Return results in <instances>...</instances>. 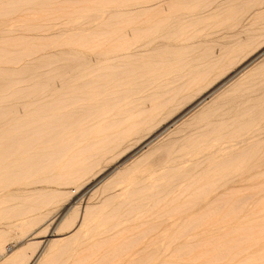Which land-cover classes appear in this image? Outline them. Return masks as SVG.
<instances>
[{"label": "rangeland", "instance_id": "obj_1", "mask_svg": "<svg viewBox=\"0 0 264 264\" xmlns=\"http://www.w3.org/2000/svg\"><path fill=\"white\" fill-rule=\"evenodd\" d=\"M13 1L0 0V12L6 2ZM29 1H23L25 6L23 10H16L18 13L14 10L0 13V51L19 42L32 45L26 56L15 62V66L0 63V86L3 83L0 87V108L11 111L7 122L14 123L11 127L19 125L15 127L17 132L29 134L41 130L42 133L33 144L36 156L26 164L30 166L27 177H24L26 179L23 178L17 186L0 190V247L15 250L18 242L17 247L23 250L17 261L8 264H29L48 240H54L52 244L58 246V254L51 255L50 259L47 251L40 255L38 264L47 258L50 260L45 264H76L79 259L83 260V264H235L242 259L238 264H264V161H261L264 160V0H189V3L187 0H39L38 4L31 5ZM147 5L151 6L148 8ZM98 9L103 15L98 14ZM103 10L107 13L104 14ZM47 14L54 17L43 18ZM67 14L74 16L70 18ZM121 21L127 23L123 24L125 29L122 33L117 34L116 24L120 22L119 27L122 26ZM48 42L52 43L51 47L43 49V44ZM64 50L67 55L62 53ZM69 57L87 61L88 64L72 61ZM58 58H62L61 61ZM63 59L64 63L72 65L64 64ZM43 61H46L45 64ZM80 65L86 69H81ZM13 68L19 69L16 81L11 80L9 73ZM158 72L160 78H157ZM171 72L173 75L170 76ZM41 73L45 75L38 76ZM24 75L25 78L22 77ZM13 88L24 90L19 96L21 98L10 100ZM31 89L36 92L32 94L29 92ZM66 102L69 103L64 105ZM70 103L74 105L72 109ZM45 104H56V107L48 111L41 108ZM34 114L45 120L37 124V128L30 129V125L25 123ZM47 123L55 129L50 128L56 141H47ZM9 124L5 126L10 128ZM71 134L74 136H69ZM217 149L226 153L223 151L220 154ZM42 150L48 151V154H42ZM233 152L237 155L234 156ZM216 153L225 157L221 159L219 155L211 159ZM76 156L82 161H72ZM158 159L161 163L157 164ZM227 159H231L230 163ZM212 161H216V165ZM221 161L223 163H219ZM194 162L196 165L200 163L196 167ZM174 174L178 177H173ZM202 175L204 178H201ZM157 182L163 185H156ZM52 219L53 224L47 227ZM201 234L206 235L205 239ZM152 245L158 248L155 249L157 254ZM211 255H222L223 259L210 261Z\"/></svg>", "mask_w": 264, "mask_h": 264}, {"label": "bare ground", "instance_id": "obj_2", "mask_svg": "<svg viewBox=\"0 0 264 264\" xmlns=\"http://www.w3.org/2000/svg\"><path fill=\"white\" fill-rule=\"evenodd\" d=\"M6 1V0H5ZM9 1H11V0H9ZM13 1V0H12ZM23 1L24 0H15V1H13V2H6L4 5H3V7H1L2 8V11L1 12H7V13H9V12H11V11H16V10H18V9H20V8H22V7H24L23 6ZM54 1V0H53ZM72 1V0H71ZM181 1V0H180ZM186 1V0H185ZM184 1V2H185ZM191 1H193V0H191ZM30 3H28V4H30L31 5V3H37L38 4V2H40L39 0H30L29 1ZM43 2H45V1H43ZM49 3H51L52 2V0H51V2L50 1H48ZM55 2V1H54ZM57 2V1H56ZM122 2V1H121ZM130 2V1H129ZM138 2V1H137ZM177 2V1H176ZM183 2V1H182ZM187 3H189L190 1L189 0H187L186 1ZM2 3V2H1ZM75 3V2H74ZM73 3V4H74ZM109 3V2H108ZM124 3V2H123ZM144 3V2H143ZM150 3V2H149ZM42 4V2L39 4V5H41ZM107 4V3H106ZM140 4H142L141 2H140ZM145 4V3H144ZM173 4V3H172ZM178 4V3H177ZM44 5V4H43ZM42 5V6H43ZM52 5V4H51ZM179 5V4H178ZM47 6H49V5H47ZM151 6V5H150ZM149 6V7H150ZM28 7V6H27ZM34 7V6H33ZM36 8H38L37 6H35ZM75 7H78V6H75ZM147 7H148V5H147ZM148 7V8H149ZM29 8V7H28ZM28 8H27V10H28ZM54 8V7H53ZM138 8V7H137ZM57 9V8H56ZM63 9V8H62ZM115 9H117V8H115ZM140 9V8H139ZM176 9V8H175ZM21 10V9H20ZM22 10H23V8H22ZM39 10V9H38ZM96 10V9H95ZM99 10V9H98ZM110 10V9H109ZM113 10H114V8H113ZM135 10V9H134ZM138 10V9H137ZM141 10V9H140ZM147 10V9H146ZM156 10V9H155ZM40 11H41V9H40ZM125 11V10H124ZM149 10H147V12H148ZM232 11H233V9H232ZM230 12V13H232L233 14V12ZM0 12V13H1ZM61 12V11H60ZM64 12V11H63ZM91 12V11H90ZM99 13L98 14H102V13H100V10L98 11ZM140 12V11H139ZM142 12V11H141ZM174 12V11H173ZM228 12V13H229ZM16 13H18V11H16ZM19 13H20V11H19ZM31 13V12H30ZM41 13V12H40ZM48 13V12H47ZM87 13H89V12H87ZM97 13V12H96ZM103 13H104V10H103ZM105 13H107V12H105ZM104 13V14H105ZM109 13V12H108ZM131 13V12H130ZM229 13V14H230ZM4 14V13H3ZM86 14V13H85ZM84 14V15H85ZM97 14V15H98ZM110 14V13H109ZM133 14V13H132ZM135 14V13H134ZM143 14V13H142ZM141 14V15H142ZM146 14V13H145ZM25 15V14H24ZM31 15V14H30ZM59 15H61V14H59ZM87 16H88V14H86ZM86 15L84 16V17H86ZM89 15H90V13H89ZM103 15V14H102ZM102 15H100L101 17H103L104 18V16H102ZM121 15V14H120ZM138 15H140V14H138ZM137 15V16H138ZM147 15V14H146ZM27 16V15H26ZM62 16V15H61ZM72 16H74V15H71V14H67V17H70V18H73ZM82 18H83V15H80ZM80 16H78V17H80ZM118 16V15H117ZM8 17V16H7ZM6 17V18H7ZM30 17V16H29ZM36 17V16H35ZM51 17H54V15H44L43 16V18H51ZM56 17V16H55ZM77 17V18H78ZM100 17V18H101ZM114 17V16H113ZM116 17V16H115ZM114 17V18H115ZM119 17V16H118ZM133 17V16H132ZM58 18V17H57ZM76 18V19H77ZM82 18H80V19H82ZM88 18V17H87ZM94 18V17H93ZM92 18V19H93ZM97 18V17H96ZM98 18H99V16H98ZM123 17H121V19H122ZM4 19V18H3ZM27 19V18H26ZM25 19V20H26ZM38 19V18H37ZM108 19V18H107ZM113 19V18H112ZM126 19V18H125ZM70 19H67L66 21H69ZM91 20V19H90ZM128 20V19H127ZM158 20V19H157ZM32 21H34V20H32ZM73 21V20H72ZM85 21V20H84ZM87 21H89V20H87ZM104 21V20H103ZM102 21V22H103ZM29 22V21H28ZM74 22V21H73ZM76 22V21H75ZM106 22V21H105ZM122 22V21H121ZM50 23H52V22H50ZM58 23V22H57ZM125 23H127V21H123L122 22V26H120L119 27V24H120V22H118L116 25H117V34H121L122 32V29H125V28H123L124 26H123V24L125 25ZM35 24V23H34ZM75 24V23H74ZM73 24V25H74ZM17 25V24H16ZM38 23H37V27H38ZM47 25V24H46ZM101 25H103V24H101ZM1 26H2V24H1ZM0 26V27H1ZM10 26V25H9ZM13 26V25H12ZM33 26V25H32ZM51 26V25H50ZM114 26V25H113ZM141 26V25H140ZM179 26V25H178ZM28 27V26H27ZM44 27V26H43ZM77 27V26H76ZM91 27V26H90ZM129 27H130V25H129ZM132 27V26H131ZM2 28V27H1ZM49 28V27H48ZM62 28V27H61ZM73 28V27H72ZM93 28V27H92ZM127 28V27H126ZM159 28V27H158ZM11 29V28H10ZM69 29V28H68ZM70 29H71V27H70ZM3 30V29H2ZM46 30V29H45ZM44 30V31H45ZM60 30V29H59ZM62 30V29H61ZM60 30V31H61ZM66 30V29H65ZM105 29H103V32H105L104 31ZM139 30V29H138ZM15 31V30H14ZM72 31V30H71ZM70 31V32H71ZM1 32V31H0ZM4 32V31H3ZM2 32V33H3ZM9 32V31H8ZM158 32V31H157ZM24 33V32H23ZM34 33V32H33ZM33 33H32V36H33ZM67 33V32H66ZM80 33V32H79ZM11 34V33H10ZM13 34V33H12ZM26 34H28L27 32H26ZM25 34V35H26ZM35 34V33H34ZM36 34H37V32H36ZM54 34V33H53ZM70 34V33H69ZM115 34V33H114ZM4 35V34H3ZM7 35V34H6ZM42 35V34H41ZM43 35H45V34H43ZM46 35H48V34H46ZM104 35V34H103ZM35 36V35H34ZM37 36H38V34H37ZM40 36V35H39ZM8 37V36H7ZM77 37H79V36H77ZM77 37H76V39H77ZM82 37V36H81ZM5 38V37H4ZM87 38V37H86ZM116 38V37H115ZM83 40V39H82ZM113 40V39H112ZM109 41V40H108ZM60 42V41H59ZM67 42H68V40H67ZM87 42V41H86ZM1 43V42H0ZM51 42H48V43H46V44H43L44 46V48L43 49H45L46 47H48L49 45V47H51ZM55 44V43H54ZM70 44V43H69ZM80 45H82V44H80ZM99 45V44H98ZM88 46V45H87ZM116 46V45H115ZM127 46V45H126ZM31 47H32V45H30L29 44V42H19V43H16V44H13V45H11V46H9V47H6L4 50H1L0 51V63H2V62H4V63H11V64H13V66H15L16 64H15V62L16 61H18V60H20L21 58H23L24 56H26V54L28 53V50H30L31 49ZM39 47H41V46H39ZM105 47V46H104ZM73 48V47H72ZM75 48V47H74ZM84 48V47H83ZM88 48V47H87ZM100 48V47H99ZM65 49V48H64ZM71 49V48H70ZM101 49V48H100ZM51 50V49H50ZM78 50V49H77ZM98 50V49H97ZM172 50V49H171ZM61 51V50H60ZM68 51V50H67ZM85 51V50H84ZM91 51V50H90ZM89 51V52H90ZM105 51H106V48H105ZM105 51H103V52H105ZM175 51V50H174ZM193 51V50H192ZM51 52V51H50ZM65 52V53H64ZM78 52V51H77ZM93 52V51H92ZM110 52V51H109ZM118 52V51H117ZM163 52H164V50H163ZM166 52V51H165ZM180 52V51H179ZM46 53V52H45ZM63 54H66V51L64 50L63 52H62ZM70 53V52H69ZM74 53L76 54V51H74ZM79 53V52H78ZM77 53V54H78ZM85 53H87V52H85ZM106 53V52H105ZM120 53V52H119ZM157 53V52H156ZM181 53V52H180ZM48 54V53H47ZM60 55H61V53H59ZM74 54V55H75ZM87 54H89V53H87ZM92 54V53H91ZM118 54V53H117ZM155 54V53H154ZM153 54V55H154ZM40 55V54H39ZM43 55V54H42ZM46 55V54H45ZM51 55H52V53H51ZM59 55V56H60ZM67 55V54H66ZM70 54H68V56H69ZM78 55H80V54H78ZM104 55V54H103ZM156 55V54H155ZM176 55V54H175ZM181 55V54H180ZM179 55V56H180ZM10 56H12V57H10ZM32 56V55H31ZM34 56V55H33ZM32 56V57H33ZM44 56V55H43ZM62 56V55H61ZM173 56V55H172ZM31 57V58H32ZM40 57V56H39ZM46 57V56H45ZM49 57V56H48ZM67 57V56H66ZM70 57H71V55H70ZM69 57V58H70ZM80 57H81V55H80ZM86 57V56H85ZM79 58V57H78ZM101 58V57H100ZM154 58V57H153ZM167 58V57H166ZM182 58H183V54H182ZM41 59H42V57H41ZM46 59V58H45ZM59 59V58H58ZM60 59H62V58H60ZM59 59V61H61ZM71 59V58H70ZM69 59V60H70ZM74 60H75V58H73ZM73 59H71L72 61H73ZM82 59H83V56H82ZM87 59V58H86ZM103 59V58H102ZM149 59V58H148ZM32 60H34V58L32 59ZM42 60H44V59H42ZM57 60V59H56ZM68 60V61H69ZM77 61H81V60H79V59H76ZM75 60V61H76ZM24 61V60H23ZM35 61V60H34ZM48 61V60H47ZM58 61V60H57ZM64 61H65V59H63V63H64ZM72 61H70V62H72ZM74 61V62H75ZM153 61V60H152ZM155 61V60H154ZM25 62H27V60L25 61ZM30 63L32 62L31 60L29 61ZM36 62V61H35ZM44 62H46V61H43V63ZM81 62H86L87 63V61H81ZM101 62H103V61H101ZM73 63V62H72ZM83 63V64H84ZM85 63V64H86ZM183 63V62H182ZM15 64V65H14ZM22 64V63H21ZM21 64H19V65H21ZM27 64H29V63H27ZM33 64V63H32ZM45 64V63H44ZM49 64H51V63H49ZM53 64V63H52ZM64 64H71V63H64ZM74 64H76L77 65V63L75 62ZM88 64V63H87ZM135 64V63H134ZM159 64V63H158ZM166 64V63H165ZM180 64V63H179ZM47 65V64H46ZM56 65V64H55ZM72 65V64H71ZM21 66H23V65H21ZM31 66V65H30ZM34 66V65H33ZM38 67H39V65H37ZM44 66V65H43ZM64 66V65H63ZM66 66V65H65ZM114 66V65H113ZM139 66V65H138ZM140 66H142V65H140ZM144 66V65H143ZM168 66V65H167ZM177 66V65H176ZM9 67H11V66H9ZM32 67V66H31ZM49 67H51V66H49ZM54 67V66H53ZM61 67V66H60ZM71 67V66H70ZM74 67V66H73ZM77 67V66H76ZM75 67V68H76ZM80 67H81V69H82V67H84V65L83 66H81L80 65ZM100 67V66H99ZM171 67H172V65H171ZM175 67V65H173V68ZM185 67V66H184ZM4 68V67H3ZM24 68H25V65H24ZM28 68H29V66H28ZM27 68V69H28ZM32 68H34V67H32ZM35 68H37V67H35ZM40 68V67H39ZM39 68H37V69H39ZM65 68V67H64ZM68 68V67H67ZM72 68V67H71ZM14 69V68H13ZM37 69H35V70H37ZM53 69H55V68H53ZM61 68H59L58 70H60ZM70 69V68H69ZM73 69V68H72ZM84 69H86V67H84ZM118 69V68H117ZM128 69L130 70V68L128 67ZM166 69V68H165ZM170 69V68H169ZM18 70L19 69H17V70H10L9 71V73H10V76H11V80L12 81H16L17 80V78H16V76L18 75ZM23 71L22 72H24V69H22ZM30 70V69H29ZM28 70V71H29ZM35 70H33V71H35ZM57 70V69H56ZM68 70V69H67ZM75 70V69H74ZM73 70V71H74ZM90 70V69H89ZM94 70V69H93ZM110 70V69H109ZM115 70V69H114ZM119 70V69H118ZM161 70H164V69H160V71ZM185 70V69H184ZM195 70V69H194ZM260 70V69H259ZM21 71V70H20ZM27 71V70H26ZM50 71V70H49ZM48 71V72H49ZM52 71V70H51ZM70 71V70H69ZM72 71V70H71ZM72 71V72H73ZM84 71V70H83ZM86 71V70H85ZM131 71V70H130ZM132 71H133V69H132ZM2 72H5V71H2ZM8 72V71H7ZM30 72H32L31 70H30ZM29 72V73H30ZM36 72V71H35ZM52 72H56V71H52ZM64 72V71H63ZM68 72V71H67ZM79 72V71H78ZM103 72V71H102ZM118 72H120V71H118ZM129 72V71H128ZM167 72H168V70H167ZM183 72V71H182ZM185 72V71H184ZM202 72V71H201ZM29 73H28V76H29ZM37 73H38V71H37ZM66 73V72H65ZM93 73H94V71H93ZM96 73V72H95ZM101 73V72H100ZM99 73V74H100ZM136 73H137V71H136ZM144 73V72H143ZM160 72H158V77L157 78H160L159 76H160V74H159ZM162 73H163V71H162ZM172 73V74H171ZM170 73V76L171 75H173V72H171ZM180 73H181V70H180ZM195 73H197V72H195ZM43 73H41L40 75H38V76H41ZM47 74V73H46ZM55 74V73H54ZM64 74V73H63ZM87 73H85V75H86ZM114 74V73H113ZM145 74V73H144ZM167 74V73H166ZM6 75V74H5ZM31 75V74H30ZM43 75H45V74H43ZM42 75V76H43ZM148 75H150V74H148ZM179 75V74H178ZM178 75H176V77L178 76ZM27 76V77H28ZM41 76V77H42ZM62 76V75H61ZM71 76V75H70ZM79 76H80V73H79ZM91 76V75H90ZM96 76V75H95ZM113 76V75H112ZM119 76H121V75H119ZM188 76H189V74H188ZM193 76V75H192ZM20 77V76H19ZM22 77H24L25 78V75L24 76H22ZM53 77V76H52ZM56 77V76H55ZM68 77V76H67ZM74 77V76H73ZM78 77V76H77ZM114 77H116L115 75H114ZM122 77V76H121ZM144 77V76H143ZM142 77V78H143ZM175 77V76H174ZM173 77V78H174ZM190 77V76H189ZM196 77V76H195ZM255 77V76H254ZM7 78H9V77H7ZM21 78V77H20ZM20 78H18V79H20ZM35 78V77H34ZM39 78V77H38ZM63 78V77H62ZM76 78V77H75ZM79 78V77H78ZM78 78H76V79H78ZM84 78V77H83ZM108 78V77H107ZM106 78V79H107ZM141 78V77H140ZM141 78V79H142ZM150 78V77H149ZM152 78H155V77H152ZM184 78H185V76H184ZM10 79V78H9ZM28 78H26V80H27ZM37 79V78H36ZM98 79V78H97ZM112 79V78H111ZM129 79V78H128ZM134 79V78H133ZM139 79V78H138ZM162 79H164V78H162ZM7 80V79H6ZM31 80V79H30ZM44 80V79H43ZM48 80H49V78H48ZM64 80V79H63ZM73 80V79H72ZM94 80V79H93ZM99 80V79H98ZM100 80H102V79H100ZM114 80H116L115 78H114ZM137 80V79H136ZM135 80V81H136ZM144 80V79H143ZM3 82L5 81V80H2ZM33 81L34 80H32V84H33ZM52 81V80H51ZM61 81H62V79H61ZM79 81V80H78ZM78 81H76V82H78ZM118 81V80H117ZM159 80H157L156 82H158ZM190 81V80H189ZM19 82V81H18ZM17 82V83H18ZM28 82V81H27ZM36 82V81H35ZM48 82V81H47ZM56 82H57V80H56ZM86 82V81H85ZM97 82V81H96ZM104 82V81H103ZM133 82V81H132ZM155 82V81H154ZM162 82V81H161ZM5 83V82H4ZM68 83V82H67ZM88 83V82H87ZM112 83V82H111ZM110 83V84H111ZM121 83V82H120ZM131 83V82H130ZM140 83V82H139ZM188 83V82H187ZM1 84V83H0ZM21 84V83H20ZM37 84V83H36ZM52 84V83H51ZM68 84H71V82L70 83H68ZM76 84V83H75ZM91 84V85H90ZM89 85L90 86H92V83H90ZM96 84V83H95ZM106 84V83H105ZM127 84L129 85V83L127 82ZM167 84V83H166ZM2 85H3V83H2ZM2 85L0 86L1 88H2ZM5 85H9V84H5ZM12 85V84H11ZM15 85V84H14ZM43 85V84H42ZM49 85V84H48ZM102 85V84H101ZM107 85V84H106ZM143 85V84H142ZM184 85V83L182 84V86ZM185 85H186V83H185ZM239 85V84H238ZM15 86H17V85H15ZM14 86V87H15ZM34 86V85H33ZM75 86V85H74ZM89 86V87H90ZM109 86V85H108ZM114 86V85H113ZM147 86V85H146ZM166 86V85H165ZM181 86V87H182ZM240 86V85H239ZM238 86V87H239ZM80 87V86H79ZM84 87H85V85H84ZM86 87H87V84H86ZM85 87V88H86ZM124 87H126V86H124ZM128 87V86H127ZM141 87V86H140ZM149 87V86H148ZM180 87V88H181ZM242 87V86H241ZM3 88H4V86H3ZM12 88V87H11ZM30 88V87H29ZM28 88V89H29ZM41 88V87H40ZM39 88V89H40ZM48 88V87H47ZM68 88H69V85H68ZM71 88V87H70ZM82 88V87H81ZM84 88V89H85ZM116 88H117V86H116ZM179 88V89H180ZM97 89V88H96ZM174 89V88H173ZM172 89V90H173ZM178 89V88H177ZM3 90V89H2ZM81 90V89H80ZM83 90V89H82ZM89 90H90V88H89ZM252 90V89H251ZM5 91V90H4ZM22 91H24V90H22V89H12L11 90V92H12V95H11V97H10V100L12 99V100H14V99H19V98H21V97H19L20 96V94L22 93ZM26 91V90H25ZM41 91V90H40ZM50 91H51V88H50ZM50 91H49V93H50ZM64 92H65V90H63ZM70 91V90H69ZM68 91V92H69ZM87 91V90H86ZM91 91H93V89L91 90ZM109 91V90H108ZM114 91V90H113ZM122 91V90H121ZM239 91V90H238ZM1 92V91H0ZM28 92V91H27ZM29 92H31L32 94L33 93H35L36 92V90L34 89V90H29ZM28 92V93H29ZM44 92V91H43ZM78 92V91H77ZM119 92V91H118ZM123 92V91H122ZM121 92V93H122ZM164 92V91H163ZM177 92V91H176ZM235 92H237V91H235ZM240 92V91H239ZM238 92V93H239ZM2 93V92H1ZM38 94H39V92H37ZM47 93V92H46ZM61 93V92H60ZM70 93H72V92H70ZM116 93V92H115ZM124 93V92H123ZM127 93V92H126ZM171 93H173V92H171ZM242 93V92H241ZM249 93V92H248ZM75 94V93H74ZM86 94V93H85ZM92 94V93H91ZM230 94H232V93H230ZM236 94V93H235ZM245 94V93H244ZM5 95V94H4ZM37 95V94H36ZM57 95V94H56ZM67 95H69V93L67 94ZM76 95V94H75ZM120 95H123V94H120ZM233 95V94H232ZM239 95V94H238ZM240 95H242V94H240ZM239 95V96H240ZM1 96V95H0ZM26 96V95H25ZM34 96V95H33ZM32 96V97H33ZM58 96V95H57ZM61 96V95H60ZM74 96V95H73ZM81 96V95H80ZM93 96V95H92ZM106 96V95H105ZM117 97H118V95H116ZM123 96H125V95H123ZM128 96V95H127ZM159 96V95H158ZM229 96V95H228ZM238 96V97H239ZM59 97V96H58ZM62 97V96H61ZM79 97V96H78ZM81 97H84V96H81ZM152 97V96H151ZM231 97V96H230ZM233 97V96H232ZM244 97V96H243ZM66 98V97H65ZM85 98H87V97H85ZM121 98V97H120ZM126 98V97H125ZM149 98V97H148ZM163 98H164V96H163ZM234 98V97H233ZM249 98V97H248ZM29 99H31V98H29ZM114 99V98H113ZM123 99V98H122ZM159 99H161V98H159ZM228 99V98H227ZM236 99L238 100V98L236 97ZM240 99H241V97H240ZM4 100V99H3ZM66 100V99H65ZM69 100V99H68ZM75 100H77V99H75ZM91 100V99H90ZM109 100V99H108ZM117 100V99H116ZM158 100V99H157ZM235 101V99H231V101ZM105 101V100H104ZM111 100H109V102H110ZM136 101V100H135ZM159 101V100H158ZM44 102V101H43ZM52 102V101H51ZM71 102H73V101H71ZM76 102H78V100L76 101ZM103 102V101H102ZM108 102V101H107ZM164 102V101H163ZM166 102V101H165ZM249 102V101H248ZM67 103H69V102H66V103H64V105L65 104H67ZM75 103V102H74ZM105 103V102H104ZM114 103V102H113ZM235 103V102H234ZM3 104V103H2ZM58 104V103H57ZM1 105V104H0ZM63 105V106H64ZM70 105H71V109H72V106H74V105H72L71 103H70ZM77 105V104H76ZM92 105V104H91ZM95 105H96V103H95ZM106 105V104H105ZM110 105H111V103H110ZM122 105V104H121ZM67 106V105H66ZM80 106V105H79ZM86 106V105H85ZM89 106V105H88ZM127 106V105H126ZM125 106V107H126ZM255 106V105H254ZM7 107V106H6ZM30 107V106H29ZM55 108L56 107V104H54V105H51V104H45V105H43L41 108H43V109H46L47 108V110L48 111H50L49 109H51V108ZM61 107V106H60ZM249 107V106H248ZM252 107H253V105H252ZM258 107V106H257ZM8 108V107H7ZM13 108V107H12ZM11 108V109H12ZM53 108V109H54ZM59 108V107H58ZM64 108H65V106H64ZM69 108V107H68ZM67 108V109H68ZM157 108V107H156ZM247 108V107H246ZM250 108V107H249ZM254 108V107H253ZM89 109V108H88ZM234 109V108H233ZM57 110V109H56ZM64 110H66V109H63V111ZM236 110V109H235ZM247 110H248V108H247ZM255 110V109H254ZM47 111V112H48ZM60 111V110H59ZM69 111H71V110H69ZM68 111V112H69ZM74 111H76V108L74 109ZM90 111V110H89ZM88 111V112H89ZM129 111V110H128ZM260 111V110H259ZM10 112L11 111H9L8 110V112L6 111V109L5 108H0V190H3V189H6L7 190V188H10L11 186H17L18 184H20L21 183V181L23 180V178L28 174V171H29V168H30V166H28V165H26V164H28V161H32V159L36 156V151H35V153L33 152V150L34 149H32L33 148V144L35 143V141L41 136V130H39L40 132H32V133H30L29 132V134H26V133H23V132H17L16 130V128L15 127H18V126H15V127H11V126H13L14 125V123H11V124H9V122H7L8 121V116L10 115ZM240 113H241V111H239ZM243 112V111H242ZM248 112V111H247ZM44 113V112H43ZM58 113V112H57ZM104 113V112H103ZM76 114H78V113H76ZM82 114V113H81ZM80 114V115H81ZM145 114V113H144ZM223 114V113H222ZM245 113H243V115H244ZM248 114V113H247ZM40 115V114H39ZM48 115V114H47ZM58 115V114H57ZM72 115V114H71ZM74 115H75V113H74ZM73 115V116H74ZM250 115V114H249ZM12 116V115H11ZM10 116V117H11ZM60 116V115H59ZM146 116V115H145ZM235 116V115H234ZM241 116V115H240ZM9 117V118H10ZM52 117V116H51ZM51 117H48L49 119L51 118ZM65 117V116H64ZM78 117V116H77ZM80 117V116H79ZM87 117V116H86ZM140 117V116H139ZM147 117V116H146ZM15 118V117H14ZM21 118V117H20ZM27 118V117H26ZM62 118V117H61ZM60 118V119H61ZM68 118H71L72 119V117H68ZM154 118V117H153ZM234 118V117H233ZM244 118V117H243ZM249 118V117H248ZM247 118V119H248ZM56 119V118H55ZM59 119V120H60ZM77 119V118H76ZM82 119H83V117H82ZM105 119H107V118H105ZM250 119V118H249ZM259 119V118H258ZM22 120H23V118H22ZM43 120H45L43 117H39V116H37V115H33L29 120H28V122H27V124L25 123V125H30V129H33L34 127H36L37 126V124H39L40 122H42ZM74 120H75V118H74ZM81 120V119H80ZM125 120H127V119H125ZM130 120V119H129ZM238 120V119H237ZM245 120V119H244ZM18 121H21V120H18ZM24 121L25 120H23V123H24ZM47 121V120H46ZM55 121V120H54ZM69 121H70V119H69ZM79 121V120H78ZM112 121H113V119H112ZM259 121V120H258ZM142 122H144V121H142ZM57 123H58V121H57ZM67 123H68V121H67ZM75 123H76V121H75ZM90 123H91V121H90ZM104 123H105V121H104ZM127 123H128V121H127ZM215 123V122H214ZM218 123H219V121H218ZM218 123H217V125H218ZM252 123H253V121H252ZM254 123H255V121H254ZM10 125V128H7L5 125ZM22 124V123H21ZM43 124V123H42ZM48 124V126L46 127V128H48V130H45V131H47V141H56V140H53L54 139V137L51 135V129L53 128H51V125L49 124V123H47ZM59 124V123H58ZM64 124H66V121H65V123ZM70 124V123H69ZM79 123H77V125H78ZM83 124H85V123H83ZM112 124V123H111ZM211 124V123H210ZM25 125H23V126H25ZM80 125V124H79ZM82 125V124H81ZM91 125V124H90ZM89 125V126H90ZM105 125V124H104ZM117 125V124H116ZM195 125V124H194ZM209 125V124H208ZM216 125V124H215ZM215 125H214V127H215ZM223 125H225V124H223ZM232 125V124H231ZM248 125V124H247ZM21 126V125H20ZM70 126V125H69ZM74 126V125H73ZM76 126V125H75ZM118 126V125H117ZM240 126V125H239ZM253 126H254V124H253ZM43 127V126H42ZM44 127H45V125H44ZM60 127H61V125H60ZM91 127V126H90ZM105 127V126H104ZM107 127V126H106ZM118 127H120V126H118ZM238 127V126H237ZM24 128V127H23ZM26 128V127H25ZM37 128V127H36ZM39 128V127H38ZM51 128V129H50ZM57 128V127H56ZM76 128V127H75ZM79 128H80V126H79ZM223 128V127H222ZM228 128V127H227ZM43 129V128H42ZM54 129V128H53ZM52 129V130H53ZM84 129V128H83ZM86 129V128H85ZM90 129V128H89ZM92 129V128H91ZM105 129H109V127L108 128H105ZM208 129H209V127H208ZM215 129H216V127H215ZM236 129V128H235ZM29 129H26V131H28ZM55 130V129H54ZM65 130V129H64ZM110 130H111V128H110ZM213 130V129H212ZM211 129H210V131H212ZM220 130V129H219ZM243 130V129H242ZM31 131V130H30ZM62 132H63V130H61ZM83 131V130H82ZM85 131V130H84ZM102 131V130H101ZM112 131V130H111ZM135 131V130H134ZM216 131V130H215ZM214 131V132H215ZM236 131V130H235ZM44 132V131H43ZM58 132V131H57ZM65 132H67V131H65ZM76 132V131H75ZM79 132V131H78ZM86 132V131H85ZM218 132V131H217ZM217 132H216V134H217ZM242 132V131H241ZM246 132V131H245ZM56 133V132H55ZM60 133V132H59ZM68 133V132H67ZM73 133V132H72ZM93 133V132H92ZM91 133V134H92ZM243 133V132H242ZM45 134V133H44ZM52 134H54V133H52ZM61 134V133H60ZM65 134V133H64ZM75 134V133H74ZM207 134V133H206ZM231 134V133H230ZM234 134V133H233ZM57 135H59L58 133H57ZM57 135H55V136H57ZM65 135H67V134H65ZM89 135V134H88ZM128 135V134H127ZM221 136H222V134H220ZM224 135V134H223ZM44 136V135H43ZM69 136H74V135H69ZM68 136V137H69ZM228 136L230 137V135L228 134ZM198 137H200V136H198ZM197 137V138H198ZM215 137V136H214ZM57 138H58V136H57ZM70 138V137H69ZM79 138V137H78ZM90 138H91V136H90ZM40 139V138H39ZM43 139V138H42ZM190 139V138H189ZM188 139V140H189ZM223 139H226V138H224L223 137ZM44 140V139H43ZM66 140V139H65ZM67 140H68V138H67ZM75 139H73V140H71L70 141V143H72V141H74ZM78 140L79 139H77L76 140V142L78 143ZM187 140V141H188ZM196 140V139H195ZM198 141L200 140L199 138L197 139ZM204 140V139H203ZM69 141V140H68ZM81 141V140H80ZM193 141V140H192ZM211 141V140H210ZM44 142V141H43ZM75 142V143H76ZM113 142V141H112ZM190 142V141H189ZM194 142V141H193ZM193 142H191V144L193 143ZM196 142V141H195ZM52 143V142H51ZM62 143H63V141H62ZM76 143V144H77ZM82 143V142H81ZM197 143V142H196ZM204 143V142H203ZM203 143H201L202 145H203ZM208 143H210V142H208ZM44 144H46V143H44ZM43 144V145H44ZM48 144H49V142H48ZM56 144V143H55ZM59 144V143H58ZM57 144V145H58ZM68 144V143H67ZM94 144V143H93ZM175 144V143H174ZM181 144H183V143H181ZM186 144V143H185ZM190 144V145H191ZM195 144V143H194ZM37 145H38V143H37ZM47 145V144H46ZM176 145V144H175ZM184 145V144H183ZM187 145V144H186ZM50 146V145H49ZM67 146V145H66ZM74 146V145H73ZM182 146V145H181ZM192 146H193V144H192ZM199 146H201V145H199ZM38 147V146H37ZM47 147V146H46ZM65 147V146H64ZM173 147H174V145L172 146V148L171 149H173ZM186 147V146H185ZM196 147V146H195ZM264 147V146H263ZM35 148V147H34ZM42 148H45V147H42ZM54 148V147H53ZM52 148V149H53ZM169 148V147H168ZM182 148V147H181ZM189 148H190V146H189ZM199 148V147H198ZM212 148V147H211ZM51 149V150H52ZM57 149H58V147H57ZM68 149V148H67ZM72 149V148H71ZM166 149H167V147H166ZM204 149V148H203ZM215 149V148H214ZM214 149H211V151H214ZM241 149H243V148H240V150ZM37 150V149H36ZM40 150V149H39ZM51 150H49V151H51ZM55 150V149H54ZM66 150V149H65ZM158 150V149H157ZM183 150H184V148H183ZM190 150V149H189ZM197 150H199V149H197ZM209 151H210V148L208 149ZM218 150V149H217ZM219 150H220V148H219ZM219 150L217 151L218 153H220L219 152ZM259 150V149H258ZM156 150H154L153 152H155ZM184 151H186V149L184 150ZM223 151H225V150H223ZM223 151H221V153H223ZM242 151H244V150H242ZM249 151V150H248ZM261 151V150H260ZM47 153L48 154V151H46V150H42V154L43 153ZM52 152V151H51ZM76 152V151H75ZM163 152V151H162ZM162 152H160L161 154H162ZM168 152V151H167ZM167 152H165V153H167ZM205 152H207L208 153V151H207V149H206V151ZM215 152V151H214ZM238 152H240V151H238ZM237 152V153H238ZM41 153H38V155L39 154H41ZM66 153V152H65ZM69 153V152H68ZM67 153V154H68ZM80 152L78 151V154H79ZM169 153V152H168ZM206 153V154H207ZM211 153V152H210ZM213 153V152H212ZM218 153H216V154H213L214 156L213 157H211L212 156V154H211V159L212 158H214V157H218L220 154H218ZM225 153H226V151H225ZM224 153V155H226ZM228 153V152H227ZM233 153H235V152H233ZM52 154H54V153H52ZM52 154H50L51 156H52ZM59 154V153H58ZM63 154V153H62ZM61 154V155H62ZM153 154V153H152ZM152 154H150V155H152ZM238 154H240V153H238ZM245 154V153H244ZM246 154H247V152H246ZM257 154V153H256ZM45 155V154H44ZM56 155V154H55ZM149 155V156H150ZM156 155H157V153H156ZM167 155V154H166ZM169 155V154H168ZM210 155V154H209ZM231 155V154H230ZM237 154L235 153V155L234 156H236ZM249 155V154H248ZM253 155V154H252ZM68 156V155H67ZM160 156V155H159ZM159 156H157L158 158H159ZM164 156V155H163ZM170 156V155H169ZM221 156V155H220ZM229 156V155H228ZM232 156V155H231ZM239 156V155H238ZM238 156H237V159H238ZM255 156V155H254ZM41 157V156H40ZM49 157V156H48ZM72 157V156H71ZM155 158H156V156H154ZM209 157V158H210ZM222 157H225V156H221L220 158L222 159ZM43 158V157H42ZM53 158V157H52ZM149 158V157H148ZM161 158V157H160ZM227 158H230V157H227ZM256 158H257V156H256ZM59 159V158H58ZM58 159H57V161H58ZM163 159H164V157H163ZM165 159H166V157H165ZM167 159H169V157L167 158ZM234 159V158H233ZM241 159V158H240ZM46 160H47V158H46ZM55 160V159H54ZM61 160V159H60ZM67 160V159H66ZM76 160H80L79 158H77V156L76 157H74V158H72V161H76ZM84 160V159H83ZM149 160H151V159H149ZM155 160V159H154ZM157 160V159H156ZM193 160H194V158H193ZM206 160H208V157L206 158ZM210 160V159H209ZM214 160V159H213ZM218 160H220V159H218ZM217 160V161H218ZM224 160V159H223ZM244 160H246V157H245V159ZM34 161V160H33ZM64 161V160H63ZM80 161H82V160H80ZM146 161H147V159H146ZM153 161V160H152ZM158 161H159V159H158ZM227 161L229 162V161H231V159L230 160H228L227 159ZM226 160H225V162H227ZM238 161H240V160H238ZM262 162L264 161V160H261ZM46 162V161H45ZM78 163H80L79 161H77ZM163 162V161H162ZM212 162H214L215 164L214 165H216V161H212ZM224 162V163H225ZM255 162V161H254ZM52 163V162H51ZM60 162H58V164H59ZM87 163V162H86ZM158 163H161L160 161L159 162H157V164ZM196 163H197V161H196ZM196 163L194 162V164L196 165ZM200 162H198V164H199ZM204 163H205V165H206V162H205V160H204ZM219 163H223L222 161L221 162H219ZM230 163V162H229ZM233 163V162H232ZM238 163V162H237ZM30 164V163H29ZM46 165H48L47 163H45ZM58 164L56 163L55 165H57L58 166ZM148 164V163H147ZM156 164V163H155ZM197 164V165H198ZM212 164V163H211ZM247 164V163H246ZM259 164V163H258ZM261 164V163H260ZM41 165V164H40ZM70 165V164H69ZM160 165H162V164H160ZM194 165V166H195ZM197 165H196V167H197ZM202 165V164H201ZM213 165V166H214ZM226 165H227V163H226ZM237 165V164H236ZM32 166V165H31ZM71 166V165H70ZM207 166H209L210 167V165H207ZM207 166H205V167H207ZM212 166V165H211ZM213 166H212V168H213ZM218 166H220V164L218 165ZM218 166H216V168L218 167ZM222 166V165H221ZM224 167H225V165H223ZM231 166V165H230ZM229 166V167H230ZM34 167V166H33ZM35 167L37 168V166L35 165ZM40 167V166H39ZM87 167V166H86ZM195 167V168H196ZM204 167V168H205ZM215 167V166H214ZM224 167H222V168H224ZM234 167H236V166H234ZM233 167V168H234ZM194 168V169H195ZM203 168V167H202ZM212 168H209V169H212ZM221 168V167H220ZM245 168V167H244ZM254 168V167H253ZM259 168H260V166H259ZM38 169V168H37ZM36 169V170H37ZM75 169V168H74ZM76 169H78V168H76ZM88 169V168H87ZM184 169V168H183ZM208 168H207V170H209ZM215 169V168H214ZM214 169H212V170H214ZM219 169V168H218ZM227 169V168H226ZM229 169V168H228ZM227 169V170H228ZM232 169V168H231ZM235 169V168H234ZM233 169V170H234ZM258 169V168H257ZM47 170V169H46ZM79 170V169H78ZM163 170V169H162ZM171 170H174V169H171ZM216 170V169H215ZM242 170H244V169H242ZM74 171V170H73ZM165 171V170H164ZM189 171V170H188ZM201 171H204V170H201ZM211 171V170H210ZM229 171V170H228ZM83 172V171H82ZM169 172V171H168ZM200 172V171H199ZM213 172V171H212ZM212 172H211V175H212ZM238 172V171H237ZM247 172V171H246ZM46 173V172H45ZM51 173V172H50ZM67 173V172H66ZM84 173V172H83ZM162 173V172H161ZM179 173H182L181 171L179 172ZM207 173H210V172H207ZM221 173V172H220ZM224 173V172H223ZM68 174V173H67ZM78 174V173H77ZM176 174V173H175ZM173 175V177H178L177 175ZM178 174V173H177ZM222 174V173H221ZM242 174V173H241ZM35 175V174H34ZM164 175V174H163ZM179 175V174H178ZM189 175V174H188ZM192 175V174H191ZM205 175H206V173H205ZM218 175V174H217ZM225 175V174H224ZM224 175H223V177H224ZM70 176H71V174H70ZM78 176V175H77ZM81 176V175H80ZM201 176V175H200ZM203 176V175H202ZM208 176V175H207ZM213 176H215V173H214V175ZM232 176V175H231ZM240 176V175H239ZM254 176V175H253ZM27 177V176H26ZM75 177V176H74ZM219 177V176H218ZM201 178H204V176L203 177H201ZM207 178V177H206ZM215 178V177H214ZM232 178V177H231ZM24 179H26V178H24ZM222 179V178H221ZM228 179V178H227ZM171 180V179H170ZM201 180V179H200ZM203 180V179H202ZM154 181V180H153ZM162 181V180H161ZM178 181V180H177ZM187 181V180H186ZM208 181V180H207ZM211 181V180H210ZM219 181V180H218ZM164 182V181H163ZM176 182V181H175ZM184 182V181H183ZM198 182V181H197ZM203 182V181H202ZM201 182V183H202ZM254 182V181H253ZM155 183V182H154ZM152 184V185H154L155 186V184ZM165 183V182H164ZM171 183V182H170ZM190 183V182H189ZM188 183V184H189ZM200 183V184H201ZM219 183V182H218ZM225 183V182H224ZM229 183V182H228ZM234 183V182H233ZM158 184H162L163 185V183H158L157 182V184L156 185H158ZM199 183H197L196 185H198ZM203 184H205V182H203ZM227 184V183H226ZM231 184V183H230ZM236 184V183H235ZM235 184H233V185H235ZM213 185V184H212ZM216 185V184H215ZM142 186V185H141ZM167 186V185H166ZM263 186V185H262ZM136 187H139V186H136ZM150 187V186H149ZM159 187V186H158ZM194 187H196V186H194ZM203 187H205V186H203ZM245 187V186H244ZM135 188V187H134ZM181 188V187H180ZM254 188V187H253ZM137 189V188H136ZM152 189H153V186H152ZM247 189V188H246ZM138 190V189H137ZM146 191H148V189H147V187H146V189H145ZM144 190V191H145ZM180 190V189H179ZM189 190H192L191 188L189 189ZM256 190H257V188H256ZM124 191V190H123ZM132 191V190H131ZM157 191V190H156ZM149 192V191H148ZM151 192V191H150ZM154 192V191H153ZM152 192V193H153ZM189 192V191H188ZM262 192H263V190H262ZM215 193V192H214ZM264 193V192H263ZM133 194H135L134 192H133ZM138 194V193H137ZM136 194V195H137ZM141 194V193H140ZM177 194V193H176ZM252 194H253V192H252ZM148 195H150V194H148ZM206 195V194H205ZM159 196H161V195H159ZM163 196H164V194H163ZM184 196H186V195H184ZM209 196V195H208ZM11 197H13V196H11ZM16 197V196H15ZM162 198V197H161ZM174 198V197H173ZM206 198V197H205ZM69 199V198H68ZM114 199V198H113ZM133 199V198H132ZM228 199V198H227ZM121 200V199H120ZM143 200V199H142ZM141 200V201H142ZM147 200V199H146ZM150 200V199H149ZM170 200V199H169ZM194 200H196V199H194ZM114 201V200H113ZM151 201V200H150ZM149 201V202H150ZM192 201V200H191ZM262 201V200H261ZM1 202V201H0ZM140 202V201H139ZM145 202V201H144ZM154 202V201H153ZM170 202V201H169ZM201 202V201H200ZM114 203V202H113ZM121 203V202H120ZM124 203V202H123ZM128 203V202H127ZM137 202H135V204H136ZM152 203V202H151ZM156 203H158V202H156ZM171 203V202H170ZM174 203V202H173ZM117 204H118V202H117ZM143 204V203H142ZM146 204H147V202H146ZM145 204V205H146ZM198 204H199V202H198ZM197 204V205H198ZM205 204H206V202H205ZM116 205V204H115ZM126 205V204H125ZM128 205V204H127ZM126 205V206H127ZM164 205H165V203H164ZM154 206V205H153ZM158 206V205H157ZM201 206V205H200ZM257 206V205H256ZM1 207H2V202L0 203V214H1ZM119 207H121V206H119ZM133 207V206H132ZM158 207H160V206H158ZM174 207V206H173ZM197 207V206H196ZM226 207V206H225ZM138 208H140V207H138ZM213 208V207H212ZM250 208V207H249ZM110 209H112V207L110 208ZM114 209V208H113ZM118 209V208H117ZM198 209H199V207H198ZM124 210V209H123ZM114 211V210H113ZM125 211V210H124ZM154 211H155V209H154ZM196 211V210H195ZM228 211V210H227ZM236 212V211H235ZM246 212V211H245ZM109 213V212H108ZM125 213V212H124ZM164 213V212H163ZM167 213V212H166ZM191 213H193V211H191ZM191 213H190V215H191ZM202 213V212H201ZM205 213V212H204ZM252 213H253V211H252ZM68 214V213H67ZM125 214H127V213H125ZM203 214V213H202ZM244 213H242V215H243ZM151 215V214H150ZM184 215V214H183ZM188 215V214H187ZM125 216V215H124ZM161 216V215H160ZM164 216V215H163ZM189 216V215H188ZM192 216V215H191ZM190 216V217H191ZM196 216V215H195ZM215 216V215H214ZM221 216V215H220ZM248 216V215H247ZM106 217V216H105ZM118 217V216H117ZM149 217V216H148ZM261 217V216H260ZM83 218H84V214L81 216V221L83 220ZM88 218V217H87ZM115 218V217H114ZM159 218V217H158ZM187 218V217H186ZM189 218V217H188ZM194 218V217H193ZM204 218V217H203ZM112 219V218H111ZM185 219V218H184ZM184 219H183V222H184ZM228 219V218H227ZM264 219V218H263ZM262 219V220H263ZM85 220V219H84ZM182 220V219H181ZM180 220V221H181ZM190 221L192 220L191 218L189 219ZM248 220V219H247ZM53 221H54V219H52V220H49V222L47 223V227H50L52 224H53ZM80 221V222H81ZM115 221V220H114ZM149 221V220H148ZM180 221H178V223L180 222ZM216 221V220H215ZM250 221V220H249ZM259 221H260V219H259ZM141 222V221H140ZM139 222V223H140ZM186 222V221H185ZM184 222V223H185ZM189 222V221H188ZM246 222V221H245ZM263 222V221H262ZM184 223H181V224H184ZM254 223V222H253ZM259 223H261V222H259ZM80 224V223H79ZM177 224V223H176ZM258 224V223H257ZM262 224V223H261ZM173 225V224H172ZM186 225V224H185ZM184 225V226H185ZM251 225V224H250ZM250 225L248 226L249 228H250ZM80 226V225H79ZM177 226V225H176ZM213 226H215V225H213ZM151 227H153V226H151ZM231 227V226H230ZM252 227V226H251ZM253 227H254V225H253ZM116 228V227H115ZM146 228V227H145ZM155 228V227H154ZM181 229L182 228H185V227H180ZM216 228V227H215ZM220 228V227H219ZM226 228V227H225ZM224 228V229H225ZM246 228V227H245ZM262 228H264V227H262ZM261 228V229H262ZM144 229V228H143ZM174 229L175 228H173V231H174ZM223 229V230H224ZM242 229V228H241ZM110 230V229H109ZM118 229H116V231H117ZM141 230V229H140ZM167 230H169V229H167ZM176 230H178V229H176ZM212 230V229H211ZM106 231V230H105ZM144 231V230H143ZM146 231H147V229H146ZM145 231V233H147ZM180 231V230H179ZM207 231H209V230H207ZM219 231H221L220 229H219ZM103 232V231H102ZM171 232H172V230H171ZM181 232V231H180ZM180 232H178V233H180ZM213 232V231H212ZM216 233H217V230L215 231ZM237 232V231H236ZM246 232H248V231H246ZM98 233V232H97ZM97 233H95V234H97ZM166 233V232H165ZM94 234V233H93ZM172 234V233H171ZM174 234H176V235H178L177 233H174ZM206 234V233H205ZM204 234V235H205ZM213 234H214V232H213ZM241 234V233H240ZM104 235V234H103ZM148 235V234H147ZM201 235H203V234H201ZM204 235H203V239H205L204 238ZM209 235V234H208ZM207 235V236H208ZM211 235V234H210ZM94 236V235H93ZM92 236V237H93ZM96 236V235H95ZM100 236V235H99ZM110 236V235H109ZM171 236V235H170ZM196 236V235H195ZM206 236V235H205ZM50 237H52V233H51V235H50ZM82 237V236H81ZM91 237V236H90ZM104 237V236H103ZM175 237V236H174ZM201 237V236H200ZM236 237V236H235ZM71 238H73V237H71ZM168 238H170V237H168ZM176 238V237H175ZM175 238H173L174 240H175ZM90 239V238H89ZM102 239V238H101ZM194 239V238H193ZM196 239H198L197 238V236L195 237V240ZM87 240H88V238H87ZM96 240V239H95ZM168 240V239H167ZM174 240H172V242L174 241ZM191 240V239H190ZM207 240V239H206ZM52 241H54V240H48V241H45L43 244H42V246H41V248H40V250H39V252L36 254V256L32 259V261L29 263V264H38V259H39V257H40V255H43V253H46L47 251H48V257L50 258V256L51 255H53V254H55V255H57L58 253H56L57 252V247L58 246H54L55 244H52ZM79 241V240H78ZM81 241V240H80ZM85 241V240H84ZM93 241V240H92ZM156 241H157V239H156ZM193 241V240H192ZM191 241V242H192ZM245 240H243L242 241V243L244 242ZM256 241V240H255ZM257 241H258V239H257ZM76 242V241H75ZM74 242V243H75ZM83 242V241H82ZM88 242V241H87ZM87 242H85L86 244H87ZM164 242V241H163ZM176 242V241H175ZM189 242V241H188ZM209 242V241H208ZM211 242V241H210ZM254 242V241H253ZM18 243V242H17ZM17 243H16V245H15V250H12V249H10V250H7L4 246L3 247H0V263L1 264H8V263H13V262H15V261H17V259L18 258H20L21 256H22V254H23V250H22V248H19V247H17ZM91 243V242H90ZM184 243V242H183ZM186 243V242H185ZM19 244V243H18ZM72 244V243H71ZM70 244V245H71ZM76 244V243H75ZM75 244H72V245H74L75 246ZM152 244H154V243H152ZM161 244V246H162V243H160ZM164 244V243H163ZM176 244V243H175ZM246 244V243H245ZM177 245V244H176ZM254 245V244H253ZM253 245H251V246H253ZM73 246V247H74ZM153 246V245H152ZM160 246V245H159ZM178 246V245H177ZM76 247V246H75ZM74 247V248H75ZM83 247H85V246H83ZM82 247V248H83ZM154 247V246H153ZM11 248V247H10ZM70 248H72V246L70 247ZM78 248H80L79 246H78ZM157 248V247H156ZM155 247H154V249L153 250H155L156 249ZM160 248V247H159ZM162 248V247H161ZM175 248V247H174ZM261 248V247H260ZM64 249V248H63ZM158 249V248H157ZM164 249V248H163ZM247 249V248H246ZM245 249V250H246ZM72 250H73V248H72ZM71 250V251H72ZM162 250V249H161ZM188 250V249H187ZM70 251V252H71ZM76 251H77V249H76ZM150 251V250H149ZM156 251V250H155ZM160 251V250H159ZM158 251V252H159ZM64 252H65V250H64ZM63 252V253H64ZM152 252H154V251H152ZM166 252V251H165ZM252 252V251H251ZM257 252V251H256ZM75 253H77V252H75ZM145 253V252H144ZM147 253V252H146ZM151 253V252H150ZM160 253V252H159ZM158 253V254H159ZM90 254V253H89ZM89 254H87L88 256H89ZM154 254V253H153ZM155 254H157V251L155 252ZM161 254H162V251H161ZM236 254V253H235ZM234 254V255H235ZM254 254V253H253ZM54 255V256H55ZM72 255H73V251H72ZM151 255L152 254H150V257H151ZM160 255V254H159ZM74 256V255H73ZM77 256V255H76ZM76 256L74 257V258H76ZM141 256V255H140ZM149 256V255H148ZM158 256V255H157ZM156 256V257H157ZM189 256H190V254H189ZM52 257V256H51ZM156 257H155V259H156ZM200 257L202 258L203 257V254L201 253L200 254ZM228 257V256H227ZM246 257L248 258V256L246 255ZM254 257V256H253ZM49 258H47V259H45L43 262H41V264H45V263H48V259ZM252 258V257H251ZM264 258V257H263ZM51 259V258H50ZM49 259V260H50ZM151 259V258H150ZM163 259H164V257H163ZM220 259H223V256L222 255H211L210 256V258H209V260L210 261H218V260H220ZM246 259V258H245ZM250 259V258H249ZM253 259V258H252ZM56 260V259H55ZM145 260H146V258H145ZM244 259H242V260H240V262L241 261H243ZM75 261V260H74ZM95 261V260H94ZM158 261H160V260H158ZM142 262V261H141ZM145 262V261H144ZM152 262V261H151ZM166 262V261H165ZM228 262V261H227ZM240 262H238V263H240ZM160 263V262H159ZM238 263H235V264H238ZM50 264V263H49ZM76 264H83V260L82 259H79L78 261H76ZM135 264V263H134ZM138 264H140V263H138ZM142 264V263H141ZM145 264V263H144ZM155 264V263H154ZM157 264V263H156ZM161 264V263H160ZM225 264V263H224ZM259 264V263H258Z\"/></svg>", "mask_w": 264, "mask_h": 264}]
</instances>
